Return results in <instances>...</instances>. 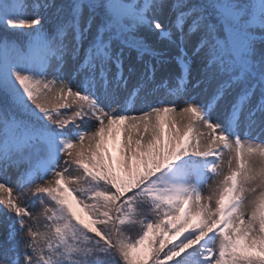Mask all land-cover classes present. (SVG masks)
Here are the masks:
<instances>
[{
    "label": "snow or ice",
    "instance_id": "snow-or-ice-1",
    "mask_svg": "<svg viewBox=\"0 0 264 264\" xmlns=\"http://www.w3.org/2000/svg\"><path fill=\"white\" fill-rule=\"evenodd\" d=\"M0 27V264H264V0H0Z\"/></svg>",
    "mask_w": 264,
    "mask_h": 264
},
{
    "label": "rangeland",
    "instance_id": "rangeland-1",
    "mask_svg": "<svg viewBox=\"0 0 264 264\" xmlns=\"http://www.w3.org/2000/svg\"><path fill=\"white\" fill-rule=\"evenodd\" d=\"M149 42L150 43H155L157 46L158 50L161 51H168L169 50V41L165 38H161L157 35H150L148 37ZM187 51V50H186ZM175 51H173L168 57H167V66L166 69L163 71H158L157 75H156V79H157V83L160 82L161 79H168L169 76H172L173 78L175 77V75H177L180 71L179 65L177 64L176 60H175ZM198 68V63L197 62H193V73L196 72ZM166 95L165 90L160 89L159 91H157L155 93V96L157 99L160 98H164ZM142 107L141 103H137L134 106V110L140 109ZM225 159H227V156L225 157ZM226 170V169H225ZM70 175H78L79 173L76 172L75 170H73L72 172L69 173ZM9 175H12V173H10ZM205 194H207V190H205ZM30 210H34V211H38L39 210V205H36L35 209H30ZM0 238H2V236H0Z\"/></svg>",
    "mask_w": 264,
    "mask_h": 264
},
{
    "label": "trees",
    "instance_id": "trees-1",
    "mask_svg": "<svg viewBox=\"0 0 264 264\" xmlns=\"http://www.w3.org/2000/svg\"><path fill=\"white\" fill-rule=\"evenodd\" d=\"M3 31V28L2 27H0V32H2ZM133 235H135V233H133Z\"/></svg>",
    "mask_w": 264,
    "mask_h": 264
}]
</instances>
